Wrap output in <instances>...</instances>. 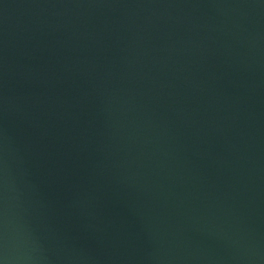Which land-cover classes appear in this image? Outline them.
<instances>
[{"label": "water", "instance_id": "water-1", "mask_svg": "<svg viewBox=\"0 0 264 264\" xmlns=\"http://www.w3.org/2000/svg\"><path fill=\"white\" fill-rule=\"evenodd\" d=\"M0 264H264V0H0Z\"/></svg>", "mask_w": 264, "mask_h": 264}]
</instances>
